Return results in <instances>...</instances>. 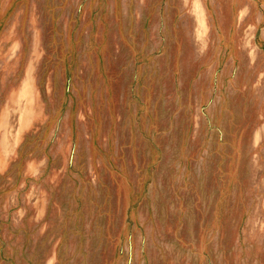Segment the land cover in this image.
Returning a JSON list of instances; mask_svg holds the SVG:
<instances>
[{"label": "rangeland", "instance_id": "rangeland-1", "mask_svg": "<svg viewBox=\"0 0 264 264\" xmlns=\"http://www.w3.org/2000/svg\"><path fill=\"white\" fill-rule=\"evenodd\" d=\"M0 264H264V0H0Z\"/></svg>", "mask_w": 264, "mask_h": 264}]
</instances>
